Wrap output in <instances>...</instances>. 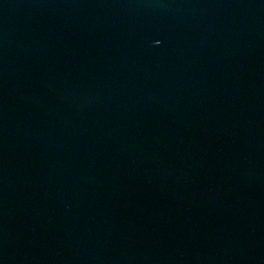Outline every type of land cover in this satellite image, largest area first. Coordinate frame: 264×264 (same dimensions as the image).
<instances>
[{
    "label": "water",
    "instance_id": "obj_1",
    "mask_svg": "<svg viewBox=\"0 0 264 264\" xmlns=\"http://www.w3.org/2000/svg\"><path fill=\"white\" fill-rule=\"evenodd\" d=\"M0 264H264V0H0Z\"/></svg>",
    "mask_w": 264,
    "mask_h": 264
}]
</instances>
